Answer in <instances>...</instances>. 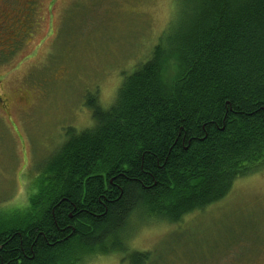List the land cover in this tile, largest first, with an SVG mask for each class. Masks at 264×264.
Returning a JSON list of instances; mask_svg holds the SVG:
<instances>
[{
    "label": "trees",
    "instance_id": "trees-1",
    "mask_svg": "<svg viewBox=\"0 0 264 264\" xmlns=\"http://www.w3.org/2000/svg\"><path fill=\"white\" fill-rule=\"evenodd\" d=\"M187 6L108 109L88 96L92 125L68 129L26 210L0 215V264H146L131 220L176 224L264 168V0Z\"/></svg>",
    "mask_w": 264,
    "mask_h": 264
},
{
    "label": "rangeland",
    "instance_id": "rangeland-1",
    "mask_svg": "<svg viewBox=\"0 0 264 264\" xmlns=\"http://www.w3.org/2000/svg\"><path fill=\"white\" fill-rule=\"evenodd\" d=\"M189 1L20 0V43L0 44V215L26 210L68 129L92 125L88 96L108 109L124 76L177 31ZM127 236L130 250L151 253L146 264H263L264 168L176 224L131 220ZM86 264L129 263L112 254Z\"/></svg>",
    "mask_w": 264,
    "mask_h": 264
},
{
    "label": "flooded vegetation",
    "instance_id": "flooded-vegetation-1",
    "mask_svg": "<svg viewBox=\"0 0 264 264\" xmlns=\"http://www.w3.org/2000/svg\"><path fill=\"white\" fill-rule=\"evenodd\" d=\"M0 2H3L4 9V11H0V44L16 46L20 43L21 37L19 38V35L21 36L22 33L20 31L15 33L18 25H21L19 15L21 12L19 11L20 7L18 6V4L21 6L20 0H0ZM23 23L26 26V22ZM13 34L16 35L14 36ZM12 36L13 38H11ZM0 101L3 102L1 99Z\"/></svg>",
    "mask_w": 264,
    "mask_h": 264
}]
</instances>
